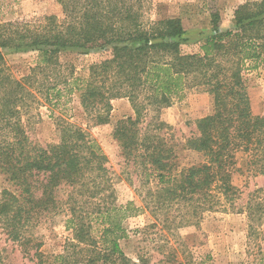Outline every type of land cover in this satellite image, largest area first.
I'll use <instances>...</instances> for the list:
<instances>
[{
    "label": "trees",
    "instance_id": "16d2710c",
    "mask_svg": "<svg viewBox=\"0 0 264 264\" xmlns=\"http://www.w3.org/2000/svg\"><path fill=\"white\" fill-rule=\"evenodd\" d=\"M146 1L57 0L60 23L46 17L36 27L0 24V175L15 189L0 192V231L35 264H136L120 241L127 238L123 222L143 209L109 201L106 157L82 127L61 118L58 142L42 146L29 138L22 117L35 94L51 109L78 94L95 126L109 123L112 100L126 98L134 117L117 121L112 136L124 157L157 182L156 209L174 204V229L197 226L203 212L233 200L235 175L264 177V117L251 113L243 81L244 70L264 67V0L236 8L226 30L212 13L211 33L196 54L180 52L179 19L144 20ZM66 48L109 56L89 67L87 79L65 77L58 52ZM2 49L35 50L30 75L14 78ZM187 91L209 95L213 112L196 121V135L184 144L203 161L179 170L172 148L157 133L162 125L141 126L149 111L170 106ZM57 214L65 215L71 237L61 254L46 257L32 231L44 216Z\"/></svg>",
    "mask_w": 264,
    "mask_h": 264
},
{
    "label": "rangeland",
    "instance_id": "374dc122",
    "mask_svg": "<svg viewBox=\"0 0 264 264\" xmlns=\"http://www.w3.org/2000/svg\"><path fill=\"white\" fill-rule=\"evenodd\" d=\"M255 0H147L144 20L179 19L184 34L178 40L180 52L196 54L199 42L211 33V14L220 16V29L232 27L233 14L240 5ZM46 17L57 23L63 19L57 0H0V24L28 23L36 27ZM6 66L16 79L30 75L35 67V50L2 49ZM60 72L68 77L88 78L89 67L107 58L99 50L66 48L58 52ZM243 81L249 96L251 113L264 117V67L244 70ZM42 82H46L43 78ZM28 107L22 117L29 138L44 146L58 142L57 123L61 118L85 129L106 157L110 180L109 201L125 205L133 203L143 208L141 213L123 222L127 238L120 241L122 253L139 264H264V177L245 171L233 177L237 194L233 200L223 202L213 211L203 212L197 226L174 229L178 210L174 204L156 209L154 194L160 188L140 165L128 160L112 136L117 121L133 118L134 112L126 98L112 100L109 123L95 126L84 115L78 94H73L64 106L51 109L41 100ZM212 98L204 93L187 91L173 98L170 106L158 112L149 111L142 124L162 125L158 134L172 148L179 170L203 161V157L184 147L185 141L196 135V121L211 115ZM157 117V118H156ZM14 191V187L0 175V192ZM68 194L61 189L62 199ZM64 214L46 215L32 233L42 243L41 252L53 257L63 252L71 233L65 229ZM35 264L22 255L17 243L8 241L0 231V264Z\"/></svg>",
    "mask_w": 264,
    "mask_h": 264
}]
</instances>
